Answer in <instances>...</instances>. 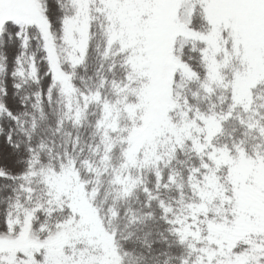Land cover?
<instances>
[{
	"label": "snow or ice",
	"instance_id": "snow-or-ice-1",
	"mask_svg": "<svg viewBox=\"0 0 264 264\" xmlns=\"http://www.w3.org/2000/svg\"><path fill=\"white\" fill-rule=\"evenodd\" d=\"M0 264H264V0H0Z\"/></svg>",
	"mask_w": 264,
	"mask_h": 264
}]
</instances>
